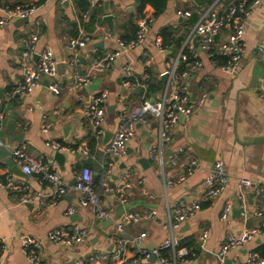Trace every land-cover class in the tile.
Masks as SVG:
<instances>
[{"label":"crops","instance_id":"0c3cea01","mask_svg":"<svg viewBox=\"0 0 264 264\" xmlns=\"http://www.w3.org/2000/svg\"><path fill=\"white\" fill-rule=\"evenodd\" d=\"M1 1L9 4L33 1L37 9L28 21L13 19L0 27V114L3 117L0 127V180L10 174L15 181L26 183L32 189L44 193L50 191L38 182L36 176L24 174L13 162L10 150L24 142L33 158L56 162L68 189L55 204L49 205L32 200L21 202L20 193L0 187V237L4 238L0 264H30L21 251V235L42 239L39 254L46 264H76L77 260L96 251H112L117 236L131 237L141 232L145 236L140 247L152 250L169 236V216L180 198L200 203L199 210L173 229L182 247L194 249L195 257L183 261L177 251L163 249L161 253L168 259L167 264H223L226 258L231 260V264H247V254L257 253V248L264 245V221L253 217L246 222L242 220L236 197V180L244 177L253 182L264 181V0L262 6L254 9L247 18L245 52L235 74L214 68L206 54L196 49L203 68L190 72V92L197 97L204 89L208 95L191 116L179 117L172 139L163 143V173L149 157L150 146L157 138V123L151 116L146 123L136 124L126 155L111 159L109 180L101 171L104 135L95 142L89 155L56 151L45 141L86 147L92 134L86 116L90 96L103 90L107 91L104 128L105 132L112 134L119 114L136 109L145 97L141 87L132 88L122 83L123 66L131 62L134 76L142 77V80L138 79L140 83L159 81L164 87L167 62L177 56L184 43L193 44L192 25L178 12L188 9L205 11L210 7L220 12L226 3L236 0H199L198 4L193 0H166L164 9L157 14L150 5H146L143 11L151 13L153 21L145 43L123 52L108 69L94 73L90 83L80 87H74L73 70L67 63L70 54L67 43L78 33L80 25L81 11L74 0ZM108 13L114 15L111 30L102 21ZM137 15L136 0H94L86 20L94 18L95 21L90 30L83 27L89 40L79 49L77 71L81 74L88 72L96 57L117 47V38L133 35ZM30 32L38 34L37 51L45 47L52 49L57 60L56 77L62 91L58 95L53 94L47 88L49 79L44 78L41 85L31 92L9 99L7 91L25 75L18 62L23 49L20 37ZM226 35L224 31L222 37ZM157 40L162 43V52L154 44ZM143 54L151 58L146 71L137 61ZM159 94L157 90L154 97ZM44 121L49 124L46 132L41 130ZM181 147H188L189 151L182 155L179 166H172L171 154ZM56 152L65 157L61 166L54 158ZM190 157L197 159L193 173L183 181L165 187V179L176 178L185 158L188 160ZM141 158H145V162H141ZM217 159L223 160L229 182L217 197L201 200L204 179ZM84 165L93 172L94 188L101 192L102 205L109 213L106 220L97 219L83 209L73 213L79 219L65 213L66 208L78 200V192L73 188L74 172ZM12 166L17 167L15 171ZM100 179L117 186L123 201L117 199L115 193L105 192L98 183ZM246 192L247 208L251 212L254 208L252 188L247 187ZM227 202L231 203L232 211L226 220H222L220 215ZM147 211L153 212L151 218L127 223L122 231L115 232L114 225L123 214ZM70 223L87 227L88 238L73 246H55L45 238L50 229ZM245 227H258L259 232L251 241L229 251L221 259L218 250L226 234H239ZM203 230L207 231V237L201 241L199 236ZM135 256L136 249L127 244L119 261L95 260L91 264H159L156 257L135 262Z\"/></svg>","mask_w":264,"mask_h":264},{"label":"built area","instance_id":"2783aa9c","mask_svg":"<svg viewBox=\"0 0 264 264\" xmlns=\"http://www.w3.org/2000/svg\"><path fill=\"white\" fill-rule=\"evenodd\" d=\"M87 1V8L80 13L81 19H79L78 33L67 43V49L70 53L67 63L73 70L74 87L87 85L90 83L94 73H102L108 69L123 52L144 44L153 21V15L143 11L142 15L136 17L135 23L137 28L134 37L128 41L117 38V47L104 55L96 57L88 72L81 74L77 71L79 49L85 46L89 40V35L84 30L81 20L88 17L94 5V0ZM261 6L262 0H236L226 3L220 12L214 10L212 7L205 11L188 9L178 12L179 15L186 18L190 17L193 12L197 13V19L192 25V33L197 35L196 46L191 42L189 44L184 43L177 56L172 61L167 62L165 71L166 81L157 98L154 97L152 102H150V98H143L142 104L136 109L119 114L116 129L107 143L104 144L102 150L103 158L101 165L103 176L106 180H109L111 175V159L126 155L128 143L135 134L136 124L146 123L148 121L147 115L154 117L157 123V138L150 146L149 157L163 173L161 155L163 143L172 139V133L178 124L179 117L182 115L185 118L191 116L204 103L208 95L204 89L197 97H193L190 92L188 83L190 72L203 68V62L196 55V49L206 54L214 68L226 73L235 74L245 52L247 18L254 9ZM36 9L37 5L33 1L14 4L0 2V27L13 19L29 17ZM224 31L227 32L226 37H222ZM37 40V32H30L20 37L23 49L18 55V62L23 68L25 75L7 91L6 95L9 99L31 92L35 87L41 85L44 78L49 79L47 88L53 94L58 95L62 91V86L56 77L57 60L54 57V53L49 47L37 51ZM154 44L159 51L162 52L164 50L159 40L155 41ZM219 58H222V60ZM137 61L143 66L144 71H146L150 65L151 58L143 54V57ZM122 75V83L124 85L132 88L141 87L143 92H145L147 84L146 82L140 83L138 78L134 76L131 62L123 66ZM106 99V90H103L99 94L91 95L90 103L86 110L88 123L96 141H99L105 133ZM2 119L3 117L0 114V127ZM48 127L47 121L41 124L43 132H46ZM45 144L56 151L78 152L82 155L88 154L86 147L82 145H78L74 149L71 146L54 140H46ZM188 151V147L176 149L171 154L170 164L172 166H179L182 155L184 156ZM10 153L13 162L20 167L24 174L36 176L41 185L50 188L49 192L44 193L39 189L30 188L26 183L15 181L10 174H7L5 179L0 180V187L20 193L21 202L32 200L38 202V204L46 202L49 205H53L68 189V185L60 174L54 160L43 162L33 158L27 152L24 142L11 149ZM186 158L184 160L185 163L182 164L181 173L176 178H166L164 182L165 187L173 186L175 182L183 181L193 173L197 166V159L190 157L187 160ZM74 178L73 188L78 192V200L76 203L70 204L66 208L65 213L69 215L76 213L78 209H83L97 219H108L109 213L102 205L101 192L94 188L92 170L88 166H83L74 172ZM105 179H101L98 182L103 187V190L115 193L117 199L123 201V197L119 194L120 189L115 185H111ZM228 182L229 178L223 160H215L204 179V191L201 200L217 197L226 188ZM247 187H251L253 192L254 208L251 212H248L247 208ZM236 197L239 213L244 222L250 217L264 221V181L253 182L250 179L239 177L236 180ZM199 209L200 203L198 201H188L184 198L178 199L175 202L173 214L169 216L167 224L171 232L157 248L146 250L140 247V242L145 236L143 232L131 237L117 236L115 238V248L112 251H96L87 258L77 260L76 264H91L95 260L119 261L127 244L132 245L136 249V256L133 258L135 262L141 258L154 256L158 259L159 264H167L168 259L161 255L163 249L177 251V255L183 261L194 258V250L182 247L179 238L173 234V229L178 228L182 222ZM231 211L232 205L230 202H227L223 207L220 218L226 220ZM152 216V211L142 214L125 213L115 223L114 230L118 233L122 231L125 224L138 222ZM258 232V227H245L239 234L227 233L219 245V257L223 259L229 251L235 250L251 241ZM88 235L89 229L87 227H83L77 223H70L50 229L46 233L45 238L55 246H73L83 242L88 238ZM206 237L207 231L203 230L199 236V240L204 241ZM19 239L21 251L28 263L46 264L42 261L39 254L42 248V239L30 235H21ZM3 242L4 238L0 237L1 247H3ZM246 263L264 264V257L259 256L256 252H249L246 256Z\"/></svg>","mask_w":264,"mask_h":264},{"label":"trees","instance_id":"16d2710c","mask_svg":"<svg viewBox=\"0 0 264 264\" xmlns=\"http://www.w3.org/2000/svg\"><path fill=\"white\" fill-rule=\"evenodd\" d=\"M0 2H3V1L0 0ZM74 2H75L76 7L81 12L84 11L87 8V6H88V1L87 0H74ZM3 3H7V2H3ZM136 3H137V11H138L137 17H138V16L143 14V9H144V7L146 5H150L153 8V10H154V12L156 14L161 12L164 9V7H165L166 0H136ZM195 6L199 7L200 5H195ZM197 16H198L197 13L193 12L192 15L190 17H188V21H187L188 24L189 25H193L195 23L196 19H197ZM80 19H81V17H80ZM94 21H95L94 18H90V19H87V20L84 19V20H81V24H82V26L85 29L90 30L93 27V25H94ZM134 24H135V29H134L133 35H131L129 37H119V38L122 39V40H126V41L132 39L134 37V35H135L136 28H137L136 27V23H134ZM76 35H77V32L75 33V35L73 37H75ZM219 59L222 60V58H219ZM141 78L142 77L138 76L139 80H142ZM146 84H147L146 90H145V92H143L144 95H145L144 99L145 98H150V97L154 98L155 92L157 90L161 92L162 89H163V85L159 81H157L156 83H153L152 81L148 80V81H146ZM95 142H96V139L91 134L90 135V140H89V142H88V144L86 146V149L88 151L87 155H89L90 153L93 152V149L95 147ZM70 146L73 147L74 149H76L78 147V145H76V144H73V145H70ZM84 166H86V165H84ZM101 171H103V169ZM100 180H98V182ZM191 249L194 250L193 248H191ZM1 251H2V247L0 245V253H1ZM257 254L259 256H261V257H264V245H262V246L257 248ZM161 255H162V253H161Z\"/></svg>","mask_w":264,"mask_h":264},{"label":"water","instance_id":"95a60500","mask_svg":"<svg viewBox=\"0 0 264 264\" xmlns=\"http://www.w3.org/2000/svg\"><path fill=\"white\" fill-rule=\"evenodd\" d=\"M193 1L196 4H198L200 2L199 0H193ZM113 18H114V15H112L110 13H108V14H106V15H104L102 17V21L106 23V25L108 26V28L110 30L113 28ZM28 19H29V17H24V18H17L16 20L17 21H28ZM196 39H197V35H194L193 40H192L194 46H196ZM162 81H165V77H162ZM1 92H2V90L0 89V95H1ZM149 100H150V102H152L153 101V98H150ZM147 118L150 119L151 118V115H147ZM64 130H65V128H64ZM111 135L112 134L110 132H105L104 133L103 144H105L110 139ZM164 143H166V142H164ZM54 158L58 162V164L61 166V164L63 163V159L65 157H64V155L61 152H56L55 155H54ZM145 160H146L145 158H141L140 159L141 162H145ZM16 168H17L16 166H12L11 167V169L13 171H15ZM72 217H75L76 219H79V217H77L76 214H73ZM108 222H111V221H108ZM151 257L152 258H155L154 256H151ZM223 264H231V260L228 259V258H226V259H224Z\"/></svg>","mask_w":264,"mask_h":264},{"label":"rangeland","instance_id":"374dc122","mask_svg":"<svg viewBox=\"0 0 264 264\" xmlns=\"http://www.w3.org/2000/svg\"><path fill=\"white\" fill-rule=\"evenodd\" d=\"M93 76V75H92ZM106 115V114H105Z\"/></svg>","mask_w":264,"mask_h":264}]
</instances>
